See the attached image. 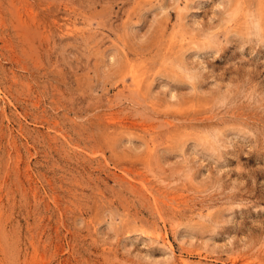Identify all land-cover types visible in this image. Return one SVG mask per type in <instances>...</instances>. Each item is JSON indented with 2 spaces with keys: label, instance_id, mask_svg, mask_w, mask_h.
<instances>
[{
  "label": "rangeland",
  "instance_id": "rangeland-1",
  "mask_svg": "<svg viewBox=\"0 0 264 264\" xmlns=\"http://www.w3.org/2000/svg\"><path fill=\"white\" fill-rule=\"evenodd\" d=\"M264 264V0H0V264Z\"/></svg>",
  "mask_w": 264,
  "mask_h": 264
},
{
  "label": "bare ground",
  "instance_id": "bare-ground-1",
  "mask_svg": "<svg viewBox=\"0 0 264 264\" xmlns=\"http://www.w3.org/2000/svg\"><path fill=\"white\" fill-rule=\"evenodd\" d=\"M183 263V262H182ZM180 264V263H179ZM184 264V263H183Z\"/></svg>",
  "mask_w": 264,
  "mask_h": 264
}]
</instances>
